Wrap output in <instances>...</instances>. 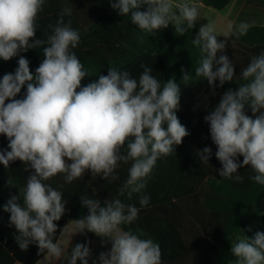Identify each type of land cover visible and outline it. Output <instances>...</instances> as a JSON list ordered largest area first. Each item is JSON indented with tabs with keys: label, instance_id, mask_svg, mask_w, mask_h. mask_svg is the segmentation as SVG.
Masks as SVG:
<instances>
[{
	"label": "clouds",
	"instance_id": "clouds-1",
	"mask_svg": "<svg viewBox=\"0 0 264 264\" xmlns=\"http://www.w3.org/2000/svg\"><path fill=\"white\" fill-rule=\"evenodd\" d=\"M44 2L0 0V59L8 61L21 51L40 47L44 57L35 74L21 56L14 74L0 79V134L7 137L10 149L0 151V164L7 168L10 162L19 160L34 170L26 179L23 195L11 196L3 211L10 213V224L16 229L15 239L22 251L36 243L40 252L66 258L68 264H77V260L88 264L90 250L84 244H76L65 255L53 242L57 230L54 222L64 214L65 201L62 192L46 182L63 174L65 183H71L89 170L94 178L116 180L119 163L131 162L119 190L121 196L127 194L131 199L146 187L157 160L172 154L189 132L176 115L180 85L174 78L161 85L150 67L141 65L143 73L138 79L131 78L127 70L110 67L107 75L82 86V80L90 74L71 51L80 42V33L72 28L71 20H64L71 16V7H65L56 24L48 26L52 32L47 40L30 43ZM144 6L146 10L141 11ZM111 7L121 16L130 17L146 35H154L170 23L183 35L199 17L198 7L191 0H114ZM208 20L192 40L201 54L195 76L213 86L219 80L223 86L233 80L234 65L226 55L217 59L226 41L218 39L215 21ZM250 26L241 22L233 30L230 23L224 35L231 33L239 38ZM138 42L143 43L144 36L138 37ZM214 65H218L215 70ZM191 78L188 73L182 76L184 81ZM239 79L246 83L236 91L227 90L205 120L217 146L216 158L222 164L219 175L242 182L238 169L250 166L255 173L250 178L264 185V52L251 57ZM25 85V96L16 99ZM6 100L10 102L6 104ZM246 106L255 118L245 114ZM198 155L208 162L211 148L205 147ZM238 156L243 157L242 163L237 162ZM8 183L13 185L12 180ZM21 197L23 206L18 203ZM149 201V196L140 195L141 206ZM81 203L88 215L75 221L78 232L87 229L112 242L110 252L100 254L101 264H161L158 243L120 228L137 219L136 206L126 205L119 197L102 204L99 199L82 196ZM231 253L237 257L236 264H264V232H256L252 238L243 236L232 244Z\"/></svg>",
	"mask_w": 264,
	"mask_h": 264
},
{
	"label": "trees",
	"instance_id": "trees-1",
	"mask_svg": "<svg viewBox=\"0 0 264 264\" xmlns=\"http://www.w3.org/2000/svg\"><path fill=\"white\" fill-rule=\"evenodd\" d=\"M191 1L217 11L231 3V0ZM111 2L114 0H45L38 14L35 37L30 43L35 39L47 40L52 32L48 26L56 24L65 7H71L72 14L64 17L65 23L71 20L72 28L80 33V42L71 51L90 74L82 80V86L96 81L99 75H107L110 67L127 70L131 78L136 79L143 73L141 65L150 67L161 85L172 78L180 85V106L176 115L189 135L175 146L172 154L157 160L146 179V187L141 193L133 194L131 199L127 194L121 196L119 191L128 177L131 162L119 163L115 170L116 180L94 178L89 170L71 183H65L63 174L47 181L62 192L65 201L64 214L54 222L57 230L53 242L64 250L65 255L70 254L76 244H84L90 250L88 264H101L99 256L110 252L112 242L87 229L78 232L75 221L88 215L81 197L99 199L102 204L119 197L126 205L132 204L139 209L137 219L120 228L158 243L161 264H228L235 236L252 238L256 232H264V185L250 178L255 175L250 166L238 169L242 182L219 175L222 164L216 158L217 146L211 139L210 125L205 117L227 90L236 91L240 84L246 83L239 78L251 57L264 52V27L251 26L247 34L239 38L232 34L218 36L226 41V48L217 53V59L221 55L229 58L234 65V77L223 86L219 80L213 86L203 77L195 76L201 54L192 40L201 28L199 22L196 21L183 35L176 33L172 24L156 30L154 35H146L131 23L130 17L121 16L113 9ZM146 7L140 10H146ZM140 36H144L143 43L138 42ZM153 52L157 55L153 56ZM21 56L29 61L30 71L35 74L44 58L43 47L21 51L8 61L0 59V79L5 74H14ZM215 67L218 65H214V70ZM186 73L192 77L189 81L182 80ZM25 94L26 85L15 98L22 99ZM8 102L6 100V104ZM245 114L255 118L248 106ZM8 143L7 137L0 134V151H10ZM205 147L211 148L208 162L198 155ZM242 161L243 157L238 156L237 162ZM32 174L34 170L19 160L10 162L7 168L0 164V264H68L66 258L58 259L47 251L40 252L36 243L22 251L15 239L16 229L10 224V213L3 211L11 198L7 190L15 187L19 195H23L26 179ZM8 180H12L13 185ZM140 195L150 197L146 206L140 205ZM18 203L23 206L22 197ZM77 264L82 262L77 260Z\"/></svg>",
	"mask_w": 264,
	"mask_h": 264
},
{
	"label": "crops",
	"instance_id": "crops-1",
	"mask_svg": "<svg viewBox=\"0 0 264 264\" xmlns=\"http://www.w3.org/2000/svg\"><path fill=\"white\" fill-rule=\"evenodd\" d=\"M174 3H181L183 0H173ZM194 3L193 1H191ZM198 7L199 17L197 22L200 23V26H206L209 22L208 19L215 21V29L218 36H225L224 34L228 32V25L233 24V30L235 26L241 22H247L251 26H262L264 27V0H231V3L222 11L214 10L210 7H206L203 4L195 3ZM177 11L178 9H174ZM171 24V23H170ZM250 26V27H251ZM163 29V28H161ZM17 190V188L12 187L7 190V195L12 190ZM19 195V190H17V196ZM11 197V196H10ZM242 236H235L233 243L238 242ZM237 257H235L231 252L229 256L228 264H236Z\"/></svg>",
	"mask_w": 264,
	"mask_h": 264
},
{
	"label": "rangeland",
	"instance_id": "rangeland-1",
	"mask_svg": "<svg viewBox=\"0 0 264 264\" xmlns=\"http://www.w3.org/2000/svg\"><path fill=\"white\" fill-rule=\"evenodd\" d=\"M9 195L10 196L17 195V190L16 189L15 190L13 189L12 191L9 192Z\"/></svg>",
	"mask_w": 264,
	"mask_h": 264
}]
</instances>
